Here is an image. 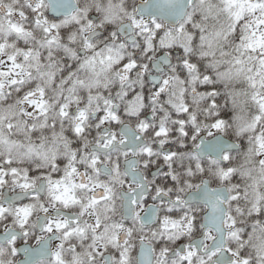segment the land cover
I'll return each mask as SVG.
<instances>
[{
  "label": "snow or ice",
  "instance_id": "6c2138e0",
  "mask_svg": "<svg viewBox=\"0 0 264 264\" xmlns=\"http://www.w3.org/2000/svg\"><path fill=\"white\" fill-rule=\"evenodd\" d=\"M0 264H264V0H0Z\"/></svg>",
  "mask_w": 264,
  "mask_h": 264
},
{
  "label": "flooded vegetation",
  "instance_id": "af4514ba",
  "mask_svg": "<svg viewBox=\"0 0 264 264\" xmlns=\"http://www.w3.org/2000/svg\"><path fill=\"white\" fill-rule=\"evenodd\" d=\"M21 258H22V254H21Z\"/></svg>",
  "mask_w": 264,
  "mask_h": 264
}]
</instances>
